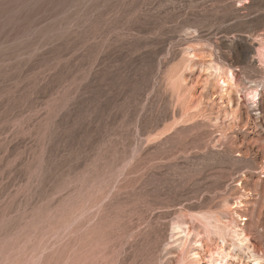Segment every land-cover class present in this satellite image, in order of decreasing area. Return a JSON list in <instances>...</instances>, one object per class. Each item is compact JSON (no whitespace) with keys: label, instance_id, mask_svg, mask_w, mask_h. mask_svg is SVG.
<instances>
[{"label":"rangeland","instance_id":"rangeland-1","mask_svg":"<svg viewBox=\"0 0 264 264\" xmlns=\"http://www.w3.org/2000/svg\"><path fill=\"white\" fill-rule=\"evenodd\" d=\"M261 103L264 0H0V264H254Z\"/></svg>","mask_w":264,"mask_h":264},{"label":"bare ground","instance_id":"bare-ground-1","mask_svg":"<svg viewBox=\"0 0 264 264\" xmlns=\"http://www.w3.org/2000/svg\"><path fill=\"white\" fill-rule=\"evenodd\" d=\"M230 77H231V79L234 80V73L231 70H230ZM229 81L231 82V80H225L224 79L222 83H224L227 86H229ZM256 95L257 94L253 95V97L251 98V100H254L255 97H256ZM261 104L263 106V111H264V104L263 103H261ZM261 145H263V144H261ZM263 209H264V207H263ZM263 209L262 210H259L258 212H256V211L255 212H252L250 215H249V213L247 214L246 212L244 214L243 213L238 214L236 212L237 215H238V218H240L241 219V222H242V226L239 224V228L236 231H234L235 238L237 239V241H238L239 244L243 245L244 243H246V245H247V243L250 240L251 236L256 233L255 230H257L259 228L260 222L262 220H264V210ZM243 221H247V223H243ZM263 225H264V221H263ZM183 231H184L183 233H185V236L189 234L188 233L189 231L188 232L187 231L185 232V230H183ZM237 231H240V232H237ZM186 233H188V234H186ZM260 241L251 244L247 248V251L248 252L243 253L244 256H246V257H248V259H250L249 260L250 263H254V264H264V249H263L264 244H263L262 241L261 242ZM223 242L226 244V246H228L229 241H227L226 239H224ZM196 243L199 244V247H202V248L205 249V251H207V253H208V259L205 262L207 264H219V262H221V264H228V262H226L227 259H231V257H228V255H226V251L224 249V246H221V247H218L217 246L216 247V251H213L212 249H210L208 247V244L207 245L204 244L201 241V239L200 240H197ZM223 255H226L225 256L226 259H223ZM219 260H221V261H219ZM196 262L200 263L201 262V259H199V261H196Z\"/></svg>","mask_w":264,"mask_h":264}]
</instances>
